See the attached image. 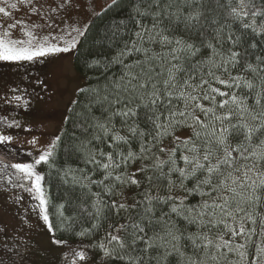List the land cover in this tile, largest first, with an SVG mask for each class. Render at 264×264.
Returning a JSON list of instances; mask_svg holds the SVG:
<instances>
[{
	"label": "snow or ice",
	"instance_id": "snow-or-ice-1",
	"mask_svg": "<svg viewBox=\"0 0 264 264\" xmlns=\"http://www.w3.org/2000/svg\"><path fill=\"white\" fill-rule=\"evenodd\" d=\"M67 3L69 0H65V4ZM152 3L159 8L160 0H152ZM20 4L33 5V0H14L11 3L9 0H0V14L11 18L12 13L9 9H17ZM113 4H116V0H113ZM64 6V4L58 5L61 9ZM226 6L227 16L231 18L232 24H221L216 19L212 21L216 27L211 30L220 47L213 44L211 40H205L206 47L211 49V55L192 64V71L184 66L181 54H185L187 58L195 57L200 48L185 41L182 37L165 35L167 29L160 25L167 18L170 24L181 23L185 29H200L204 13L199 9L189 12L187 15H183L179 9L169 13L167 9L170 5L164 6L162 14L160 10L151 12L149 10L151 5L147 9H141L137 4L135 12L140 17L151 16L153 23L151 27H148L142 24L139 19L130 17L138 30L130 33V36L134 38L125 41L124 47L120 48L110 61V63L121 64L126 69H131L138 65L143 66L148 61L161 59L160 54L154 52L151 56L148 55L151 49L145 47L146 43L159 42L162 46H172L170 52L164 53V56H170L171 60L168 61L170 67L167 68V79L162 81L163 94L158 83L153 82L150 66L147 70L142 68V73L139 75H133L131 71H128L125 73L128 79L122 76L120 82L114 84L115 88H122L125 92L131 88L135 97H130L124 102L122 108L110 112L107 119L95 118V124L92 126L95 129L92 140L101 141L103 137V142L108 145L111 151L105 152L103 148L90 149L88 144L91 141H83L78 146V150L84 154L85 164L93 165L94 171L103 172L102 179L91 180L89 176L81 178L73 174L75 170L71 168L65 170V176H72V183L81 184L82 187H88L89 190L91 185L95 184L101 188L103 194L109 197L110 202L103 199L101 192L91 193L96 198L92 208L97 224L93 225V229L98 227L100 220L108 219L106 216L108 212L117 218L116 223H110L106 231L108 244L114 241L120 252L123 253V255L117 253L115 259L126 260L128 264H150L152 260H155L156 264H163L169 255L175 253L181 258L182 264H208L209 260L217 261L219 259L216 253L209 255V248L214 247L217 253L224 248L227 249V252H235L240 257L239 261H233L231 264H247L245 244H237L233 247L232 242L225 240L223 234H219L213 241L208 232L200 231L202 228H207L210 231L212 228L223 226L233 237L246 234L250 236L255 233V229L246 230L244 220L247 218L255 223L252 212L264 201V139H261L260 144L246 155L253 137L264 134V104L261 103L264 100V75H261L264 72V56H255L257 65L247 62L249 55L254 54L255 51L264 52V43H261V39H264V0H235V4L233 0H226ZM217 7L224 8L225 5L219 4L217 0ZM30 11L37 13L41 12V9L33 5ZM51 12L56 13L57 9L53 8ZM21 23L15 21L6 27L0 24V29H3L0 31V61L32 62L49 54L71 51L77 46V37H72L71 40L65 39L64 36L52 37L51 39L57 40V43H52L49 36L37 40L33 32L27 30H25L27 40L12 39L11 29ZM119 23L127 26L125 21ZM38 27L40 26L32 25V28ZM72 31L76 32L77 36L85 34L78 28H73ZM200 34L203 35L202 32ZM157 38L159 39L157 40ZM60 40H64L65 46L59 45ZM225 42L230 45L226 52L221 50ZM134 52L143 53L145 60L124 64V57ZM171 61L180 62L172 63ZM242 61L245 62V70H250L259 77L258 85L245 79L243 75H232L230 69L236 68ZM100 63L99 60L93 61V64L99 65ZM217 70L226 73L228 79L217 75ZM180 73H184L182 83L178 80ZM197 75L199 82H194ZM38 82L43 83L42 81ZM241 82L247 89L258 88L254 92V98L259 111L256 108H250L247 104V97L237 95L236 91L229 93L213 86L214 83H218L229 89H239ZM217 96L227 97V99L217 102ZM134 98H138L140 102L129 107L128 104L132 103ZM22 99L21 96H13L10 100L6 99L5 102H20ZM173 100L183 102V109L177 111ZM204 101L208 102V106L203 103ZM120 102L119 99L109 101L108 96H98L95 101L102 108L104 103L116 104ZM27 103L24 101L25 106ZM158 104L168 109L166 115L158 110L156 107ZM149 105L152 106L150 109ZM229 105H235L236 111L229 109L222 114H217V108L225 109ZM140 108L149 109L152 112V116H149L148 120L155 130L154 135L152 132L145 133L136 123ZM103 110L107 111V108H103ZM197 111L207 118V122L205 119H201V116L196 115ZM162 115L164 116L163 121L161 120ZM114 116L122 118V123L132 140L138 143L139 152L132 150L129 136L121 135L118 130H114V125L111 123ZM234 118H236L235 123L232 122ZM247 118H250L253 123L250 124ZM0 120H3L7 127H20L15 120L11 124L7 123L6 117L0 118ZM182 126L192 129V135L187 139H181L174 134V130ZM146 135L151 137L147 141L145 140ZM170 135L173 137L176 147L171 149L161 147L163 138ZM109 137L111 138L110 143ZM231 138H236L240 142L233 145L230 142ZM60 139V136L57 135L49 146V150L40 154L34 162L5 164L3 168H0V171H4L10 166L16 170L12 174L15 176V187L25 188L26 184L30 182L26 190L36 194L34 198L39 200L38 207L44 213L42 219L48 222L49 229L52 228V225L47 214L48 200L43 186L44 176L36 170V165L49 162V158L55 154ZM12 141L13 136L0 132V145L5 146V151L8 153L13 152L8 147ZM30 143H35V141H30ZM121 144L127 146L126 152L122 149ZM153 148H157L159 152H165L167 159L157 156L153 152ZM177 148L181 151L179 159L183 162V167L179 166L176 159ZM249 156L255 158L251 165L241 163V161H248ZM145 160H152V163L145 164ZM137 161L139 163L135 171L130 172L129 166L136 164ZM0 164H3V160H0ZM165 165H168L167 172L164 171ZM122 168L123 171H120ZM149 172L153 174L150 175ZM250 173L255 176V179ZM5 174L7 175V172ZM173 174L177 175L176 180L172 179ZM9 179L11 181L12 177L9 176ZM154 180L166 181V195L160 194V187L154 183ZM84 181H89V183L84 184ZM188 181L193 182L191 188L187 187ZM142 187L143 191H140ZM126 188L134 189L131 203H127V198L124 197ZM245 188L248 189L246 194L244 191H238V189ZM153 189L156 190L155 195L152 194ZM194 194L199 195L200 202L189 204L188 197ZM137 195L141 199L137 200ZM205 197L209 199H205ZM233 202H235V207H233ZM245 204L250 206V210H246L243 206ZM157 206L160 210L158 218L155 217ZM165 206L168 208V212L163 211ZM138 208H142V211H138ZM121 213L124 214L125 223H119ZM133 213H136L135 217ZM173 214L188 224H196L197 232L188 233L185 236L177 227L176 222L172 220ZM89 215L91 216L92 213ZM261 219L264 221V215L261 216ZM235 224H238V227H234ZM158 227L162 229L163 235L156 231ZM146 229L152 232L151 236L148 235ZM85 234V232L79 233L81 236ZM182 240L190 241L195 250H200L203 245L202 257L196 259L194 256H186L182 250ZM141 242L144 246L138 248L137 245ZM54 243L61 244L66 241L55 240ZM108 244L101 242L98 247L103 250L105 256L113 257L114 249L110 248ZM6 247L7 245H5ZM160 249H163V255L156 257L149 255L150 250ZM133 252L137 255H132ZM222 255L226 256L227 253ZM261 256H264V248L257 249L256 259L259 260ZM75 257L80 261H86L87 253L80 250L75 252ZM0 264H3V261H0ZM73 264H75V259Z\"/></svg>",
	"mask_w": 264,
	"mask_h": 264
},
{
	"label": "trees",
	"instance_id": "trees-1",
	"mask_svg": "<svg viewBox=\"0 0 264 264\" xmlns=\"http://www.w3.org/2000/svg\"><path fill=\"white\" fill-rule=\"evenodd\" d=\"M218 2L219 4L225 5V7H217V0H187V2H185V0H160L159 8L157 5L152 3V0H116V4H113L112 2L92 20V22L88 25L85 34L80 39L78 46L73 51L74 67L76 71L84 77L85 84L77 92L74 102L68 109L63 128L59 133L61 139L57 144L55 154L49 158L48 163H42L39 165V172L44 176L43 186L45 189L46 199L48 200L47 214L50 218V223L52 225L51 229L55 237L68 242H80L86 244L89 246L94 260L100 264H128V261L126 260H118L114 258L117 253L121 255H123V253L120 252L118 245H116L114 241L111 242V244H108V240L106 238V231L109 224L116 223L117 218L108 212L106 213L108 219L100 220L98 227L93 229V225L97 224L95 212L92 208L93 201L96 198L92 196L91 193L101 192V188L93 184L89 190L88 187H82L81 184H74L72 183L71 175L65 176V170L71 168L75 170L73 174L81 178L89 176L91 180L102 179L103 172L94 171L93 165L85 164L84 154L78 150V146L81 145V142L83 141H91V143L88 144L90 149L103 148L105 152L111 151L108 145L103 142V137L101 141L92 140V135L95 131L92 126L95 124V118H99L101 120L107 119L110 112H115L117 109L122 108L124 106V102H126L130 97H135V93L131 88L128 92H125L122 88H115L114 84L116 82H120V78L122 76H124L125 79H128L125 75L126 72L131 71L133 75H139L142 73V68L147 70L150 66L152 69L151 75L153 77V82L158 83V87L161 88V93L163 94L164 86L162 81L167 79V68L170 67L168 61L171 60V57H165L164 53L170 52L172 46H162L159 42L153 44L146 43L145 47H149L151 49L148 55L151 56L154 52L160 54L161 59L158 61L151 60L143 66L138 65L131 69H126L121 64L110 63V61L112 60V57L116 56L117 51L124 47L125 41H129L134 38L130 36V33L138 30L137 26L132 22V20H130V17L139 19L142 24L147 25L148 27H151L153 23L151 16L140 17L139 14L135 12L134 9L137 4L141 9H147L149 8V5H151V8L149 9L151 12L160 10L162 14L164 6L170 5L167 9L169 13L176 12L177 9H179L183 15H187L195 9H199L204 13V16L201 18L200 29H185L184 25L181 23L170 24L167 18H165L163 23L160 25L161 27L167 29L164 33L165 35H168L169 37H182L185 41L200 48V51L195 57L187 58L185 57V54H181V60L183 61L184 66L192 71V64H196L198 61L206 59L209 55H211V49L206 47L204 42L205 40H211L213 44L220 47L214 39V33L211 30L216 27V25L212 23L213 19L219 20L221 24H232L231 18L227 16L228 9L226 6V0H218ZM233 3L235 4V0H233ZM120 21H125L127 26L125 27L124 25H121L119 23ZM233 27L235 28V25H233ZM225 31H227V29H225ZM201 32L203 34L202 36L200 34ZM158 39L159 38H157V40ZM258 39L260 38L258 37ZM261 43H264V39H261ZM229 47L230 45L225 42L221 50L226 52ZM256 55L264 56V52L258 50L255 51L254 54L249 55L247 62L257 65L258 62L255 59ZM96 60H99L101 63L99 65L93 64V61ZM144 60L145 56L143 53L134 52L131 55L124 57V64H133L136 61ZM171 62L178 63L180 61ZM244 64L245 62L242 61L236 68L230 69L232 75H243L245 79L251 80L254 84L258 85L259 77L253 74L250 70H245ZM15 67H13L12 64L0 63V81L4 80L8 75H10V73L15 72L23 84L31 82L49 69V62L44 58L40 61L22 64L18 66V69L13 70ZM204 71L206 72L207 69L205 68ZM157 73H160V75H157ZM217 75H221L223 79H228L227 74L223 73L222 70H217ZM261 75H264V72H262ZM183 79L184 73H180L178 76L179 82L182 83ZM194 82H199L198 75ZM133 83H136V81H133ZM213 86L219 87L222 91H228L229 93L236 91L237 95L247 97V104L250 108H256V110L259 111L254 98V92L258 90V88L247 89L243 86L242 82L239 89H229L223 85H219L218 83H214ZM23 91H26L29 95L32 92V89L27 88ZM98 96H108L109 101L119 99L121 102L116 104L104 103L103 108H107V111H104L100 104L95 103ZM216 99L217 102H219L221 99H227V97L222 98L217 96ZM139 102L138 98H134L133 102L128 104V106L132 107L133 104H138ZM203 103L208 106L207 101H204ZM261 103L264 104V100H262ZM173 104L176 105L177 111L183 109L184 107L183 102L181 101L173 100ZM151 107L152 106L149 105V109ZM156 107L161 113H164L165 115L167 114L168 109H165L162 105L158 104ZM149 109H138L136 123L139 125L140 129L145 131V133L152 132L154 135L155 130L152 128V125L148 120V117L152 116V112ZM229 109L236 111V106L229 105L225 109L217 108L216 111L217 114H222ZM17 111L23 119H32L38 113L35 104L31 103H27L25 107H21V109ZM196 115L201 116V119H205L207 122V118H205L199 111L196 112ZM163 119L164 116L162 115L161 120L163 121ZM247 119L250 124L253 123L250 118ZM232 122L235 123L236 118H234ZM111 123L114 125V130H118L121 135L129 136L132 150L139 152V145L135 140H132L131 135L127 132L124 124L122 123V118L120 116H114ZM129 123H131V121H129ZM183 133L186 134L185 137L180 136ZM174 134L175 136H179L181 139H187L192 135V129L186 126L178 127L174 130ZM150 138L151 137L147 135L145 136L146 141ZM261 139H264V134H258L253 137L251 146L248 147V153H246V155L251 153L253 149L260 144ZM110 142L111 138L109 137V143ZM230 142L235 145L240 141L236 138H231ZM160 146L166 149L176 147L171 135L163 138ZM8 147L16 152V156L26 155V151L22 148L12 145H9ZM121 147L125 152L127 151V146L121 144ZM153 152L161 159H167V154L165 152H159L157 148H153ZM180 155L181 151L177 148L176 159L179 166L183 167V162L179 159ZM97 159H100V157H97ZM254 160V157L249 156L248 161H241V163L251 165ZM138 163L139 161H137L136 164L130 165L129 171H135ZM144 163L151 164L152 160H145ZM81 169H83V171H80ZM167 169L168 165H165L164 171L167 172ZM120 171H123V168ZM149 174L152 175L153 173L149 172ZM236 174L239 175V173ZM250 175H252V178L255 179L253 174L250 173ZM172 179L176 180L177 175L173 174ZM87 183H89V181H84V184ZM154 183L159 185L161 195L167 194L165 191L167 187L166 181L154 180ZM12 186H14V183ZM192 186L193 182L188 181L187 187L191 188ZM247 190V188L238 189V191H244L245 194L247 193ZM140 191H143V187ZM133 194L134 189L126 188L124 190V197L127 198V203L132 202L131 197ZM152 194H156L155 189L152 190ZM173 194L175 195L176 193ZM101 195L105 201H109V197L107 195L102 192ZM136 199L139 200L141 197L137 195ZM200 199L199 195L194 194L188 197L187 202L189 204H198ZM205 199L209 198L205 197ZM243 206L246 210H250L249 205L245 204ZM233 207H235V202H233ZM138 211H142V208H138ZM163 211L168 212V208L165 206ZM89 213H92V215L90 216ZM252 215L255 219V223L247 218L244 220L246 230L255 229V233L250 236L246 234L244 236L233 237L223 228V226H220L219 228H212L210 231L207 228H202L200 231L208 232L209 237L213 241L216 240V237L219 234H223L224 239L230 240L233 247L237 244H245L247 264H264V256H261L259 260L256 259L257 249L264 248V231H262V229H264V221L261 219V216L264 215V201H262L260 206L256 207L255 211L252 212ZM133 216L135 217L136 213H133ZM159 216L160 210L159 206H157L155 217L158 218ZM172 220L176 222L177 227L185 236L188 233L197 232L196 224H188L182 218H178L174 214L172 215ZM125 222L124 214L121 213L119 223ZM229 222L231 223V220H229ZM234 227H238V224H235ZM146 231L149 236L152 235L151 231H148V229H146ZM156 231L163 235L161 228H156ZM81 232H85L86 234L81 236L79 235ZM101 242L108 244L110 248L114 249L113 257H107L103 254V250L98 247ZM181 243L183 245L182 250L186 256H194L196 259H200L202 257L204 251L203 245H201L200 250H195L191 246L190 241L182 240ZM143 246L142 242L137 245L138 248H142ZM212 253H216L219 259L217 261L209 260L208 264H231L233 261L240 260V257L235 252H227V249L224 248H222L218 253L214 247L209 248V255ZM223 253H227V255L224 256L222 255ZM139 254L144 255L143 253ZM132 255H137V253L133 252ZM149 255L153 257L163 255V249L150 250ZM150 264H156V261L152 260L150 261ZM163 264H182V260L179 256L173 253L167 257Z\"/></svg>",
	"mask_w": 264,
	"mask_h": 264
},
{
	"label": "rangeland",
	"instance_id": "rangeland-1",
	"mask_svg": "<svg viewBox=\"0 0 264 264\" xmlns=\"http://www.w3.org/2000/svg\"><path fill=\"white\" fill-rule=\"evenodd\" d=\"M11 2L14 0H9V3ZM112 2L113 0H69V3L65 4V0H33V5L40 8L41 12L32 13L30 8L33 5L20 4L17 9H9L11 18L0 14V24L6 27L15 21L22 22L11 29L12 39L27 40V30L32 31L37 40H42L45 36L50 39L64 36L67 40L77 37L78 46L82 36H77L72 29L78 28L85 33L92 20ZM60 4L65 6L61 9L58 7ZM53 8L57 9L56 13L51 12ZM32 25L40 27L32 28ZM51 42L57 43V40L51 39ZM59 45L65 46L64 40H60ZM76 47L68 52L37 58L36 61L47 59L49 69L31 82L23 84L15 72L0 81V118L6 117L8 124L16 121L14 115L22 105L24 106V101L35 104L38 111L34 118L27 119L29 121L23 122V125L18 122L20 127H7L3 120H0V132L13 136L11 145L26 151L25 156H16V152L8 153L5 146H0V160H3L0 168L5 164L34 162L40 154L49 150V146L59 135L68 109L77 92L85 84L84 77L74 67L73 51ZM0 63L12 64L13 67L16 66L13 69L15 70L18 66L30 62ZM27 88L32 89L29 95L23 91ZM13 96H21L23 99L20 102H5ZM185 135L183 133L180 136ZM33 140L35 143H30ZM36 170L39 172V165H36ZM15 172L10 166L0 171V261H3V264H73L75 259V264H100L94 260L86 244L68 241L54 243L55 240L61 239L55 237L52 229L48 227V222L42 219L44 213L38 207L39 200L34 198L36 194L26 190L30 182L25 188L12 186L15 183V176L12 174ZM9 176L12 177L11 181ZM80 250L86 251V261L75 257V252Z\"/></svg>",
	"mask_w": 264,
	"mask_h": 264
},
{
	"label": "flooded vegetation",
	"instance_id": "flooded-vegetation-1",
	"mask_svg": "<svg viewBox=\"0 0 264 264\" xmlns=\"http://www.w3.org/2000/svg\"><path fill=\"white\" fill-rule=\"evenodd\" d=\"M21 107H25V104H24V106L22 105ZM14 116H15L16 121L20 122V125H23V122L25 123L26 121H29L27 119H23V117L21 115H19L18 111Z\"/></svg>",
	"mask_w": 264,
	"mask_h": 264
}]
</instances>
